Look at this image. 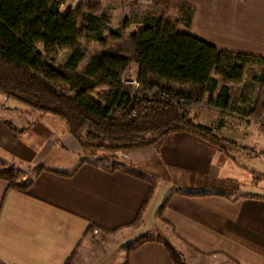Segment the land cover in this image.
Returning a JSON list of instances; mask_svg holds the SVG:
<instances>
[{
  "label": "crops",
  "instance_id": "0c3cea01",
  "mask_svg": "<svg viewBox=\"0 0 264 264\" xmlns=\"http://www.w3.org/2000/svg\"><path fill=\"white\" fill-rule=\"evenodd\" d=\"M190 3L193 7L194 1ZM254 3L263 32L257 48L225 51L264 58V0ZM195 10L189 30L194 37ZM199 104L190 106L196 114L187 109L193 120H205L199 124L251 151L225 153L195 136L170 134L150 148L136 150L142 156L135 166L109 170L108 165L80 161L65 147L51 151L53 146L44 147L43 138L32 131L14 136L0 121V149L8 155L6 160L0 155V168L12 167L17 174L15 186L0 180V262L64 264L78 245L79 260L92 238L144 230L151 221L189 262L264 264V175L242 165L241 157L263 167L264 152L255 148L264 149V123L211 105L204 109L214 119H206ZM68 152L78 160L64 159ZM127 171L157 183L135 227L150 183ZM89 224L95 228L87 235ZM127 264L173 263L160 244L145 243L129 253Z\"/></svg>",
  "mask_w": 264,
  "mask_h": 264
},
{
  "label": "trees",
  "instance_id": "16d2710c",
  "mask_svg": "<svg viewBox=\"0 0 264 264\" xmlns=\"http://www.w3.org/2000/svg\"><path fill=\"white\" fill-rule=\"evenodd\" d=\"M152 1L166 4L171 0ZM179 7L184 12L179 19L150 14L137 17L129 54H96L79 71L87 53L83 40L105 47L107 34L118 39L122 31L111 30L105 16L80 8L62 12L58 0H0V94L32 111L60 118L82 155L108 154L104 159L112 161L109 170L117 169L118 152L150 148L170 134L195 136L225 153L234 149L250 152L218 137L215 128L195 123L187 109L206 100L222 111L264 123V58L220 50L178 32L179 27L189 31L193 15L191 5L182 2ZM64 50L69 54L60 65L56 56ZM132 67L133 76L129 74ZM249 75L252 95L231 96L227 85L241 84ZM219 79L225 84L220 85ZM129 80L138 86L126 85ZM3 124L14 136L26 131L7 121ZM127 172L150 183L135 227L157 183L143 174ZM16 178L12 167L0 168V180L15 186ZM94 228L89 224L86 234ZM145 243L160 244L173 264H187L161 236L138 238L129 245L124 264L129 253ZM78 253L79 245L64 264H75Z\"/></svg>",
  "mask_w": 264,
  "mask_h": 264
},
{
  "label": "rangeland",
  "instance_id": "374dc122",
  "mask_svg": "<svg viewBox=\"0 0 264 264\" xmlns=\"http://www.w3.org/2000/svg\"><path fill=\"white\" fill-rule=\"evenodd\" d=\"M58 1H60L62 4V12H65L68 9L76 10L77 8H80L82 12L85 13L95 16H105L108 19V25L111 30H118L120 32L122 31L121 37L118 39L110 38V35L107 34L106 36L108 42L105 47H101L89 41L83 40L81 44L86 49L87 53L83 65L79 68V71H81L82 67L86 65L91 57L96 54H101L104 52H120L122 54H129V37L132 32L137 29V17L150 14L157 17L164 16L170 19H179L183 17L184 13L179 7V4L182 3V0H171L166 4H156L152 0ZM187 1H189L187 2L189 5H191L190 1H194V6L196 8L195 13L197 14L198 18L196 17L195 26L193 29L194 35H196V37L223 50L236 49V47L247 50L257 48L258 40L261 37L260 34L263 32H261L262 29H260L262 19L259 18L258 20L256 16L257 7L255 6L254 0ZM194 6H191L193 10ZM124 22H126L125 27H123ZM79 29H81V24H79ZM178 32L190 34V31H186L183 27H179ZM68 54L69 51L66 50L58 52L56 56L57 62L60 65H63L67 60ZM134 72L135 67H132L129 70V74L133 76ZM213 77L217 78L215 74H213ZM219 82L220 85L225 84L220 79ZM231 86H233L230 87L231 96L249 97L252 95L250 75L246 76L243 83ZM261 97L264 99V92L262 93ZM207 105L209 104L206 103V100L198 105L201 106L198 108L202 110V117H205L206 119H214V114L212 115L211 113L206 112L207 109H204ZM2 107L5 109H2ZM188 109L191 110L190 112L193 114L198 112L196 108L190 109V107H188ZM231 117L235 118L234 116ZM2 120L11 123L19 130L26 129L27 132H34L43 138L42 143H44V147L53 146V148L50 149L51 151H54V149L64 151L63 149L66 148L71 150L72 153L76 152L80 161H90L98 165H109L112 163L110 159H104V157L108 156V154L104 152H98L97 156L95 157H85L84 155L80 154V150L78 149L75 142L68 139L69 135L66 126L60 118L52 115H45L37 111H32L18 101L11 98H6L4 95L0 94V121ZM194 121L198 124H205V120L203 119L197 120V118H195ZM256 149H259L260 152H264V149H260L259 146H257L255 150ZM130 152L131 151L118 152L116 156L119 157L120 161L115 159V164L120 167H126L131 164L135 166V160L140 159L142 153H137L136 150L132 151V153ZM4 153L5 152L0 149L2 160H6V158H8V155H4ZM65 154L66 157H63L64 159L73 160L75 162L78 160L75 155H72L69 152ZM241 157L242 159L245 157V159H243L244 162L242 165H246L245 167L250 166L251 170L264 175V163L263 167L255 166L253 165L254 162L249 160L247 156L241 155ZM122 158L126 160L128 159L127 163L122 162ZM153 206L154 204L152 205L151 209ZM153 218L156 221V216ZM149 222L151 223V221ZM149 222L146 221V227L144 230H134L125 235H117L110 238H92L93 243L91 246L85 248V252L81 254L79 260L77 258L75 264H124L129 245L134 244L138 238L158 235L165 237L161 235L160 229H154L153 224H150ZM176 249L187 264H196L194 262H189V258L183 256L178 248Z\"/></svg>",
  "mask_w": 264,
  "mask_h": 264
},
{
  "label": "built area",
  "instance_id": "2783aa9c",
  "mask_svg": "<svg viewBox=\"0 0 264 264\" xmlns=\"http://www.w3.org/2000/svg\"><path fill=\"white\" fill-rule=\"evenodd\" d=\"M126 85H131V86H138L137 83L134 80H129L125 83ZM96 233V232H95Z\"/></svg>",
  "mask_w": 264,
  "mask_h": 264
}]
</instances>
